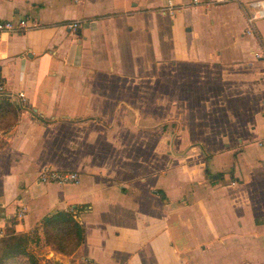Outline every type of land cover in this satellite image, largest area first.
Segmentation results:
<instances>
[{
  "label": "crops",
  "instance_id": "obj_1",
  "mask_svg": "<svg viewBox=\"0 0 264 264\" xmlns=\"http://www.w3.org/2000/svg\"><path fill=\"white\" fill-rule=\"evenodd\" d=\"M190 1L0 0L28 25L0 37V249L17 233L40 264H264V17ZM61 210L69 254L43 228Z\"/></svg>",
  "mask_w": 264,
  "mask_h": 264
},
{
  "label": "trees",
  "instance_id": "obj_2",
  "mask_svg": "<svg viewBox=\"0 0 264 264\" xmlns=\"http://www.w3.org/2000/svg\"><path fill=\"white\" fill-rule=\"evenodd\" d=\"M43 225L45 231L44 233L47 235L46 239L48 240V238H52V241L56 244H58L57 241L60 243V241L58 240L60 238V233L66 228L70 229L73 232L74 241L71 244L70 248L63 249L60 248V246L57 248L62 253H71L82 240V235L79 231V227L68 212L61 210L46 216ZM28 239L29 237L27 235L17 233H12L9 238L3 239L0 249V260H3L5 257L7 258L6 260H14V257L22 255L23 257L20 259L22 263L38 264L35 256L29 252H26L25 247ZM8 264H14V262H9Z\"/></svg>",
  "mask_w": 264,
  "mask_h": 264
},
{
  "label": "built area",
  "instance_id": "obj_3",
  "mask_svg": "<svg viewBox=\"0 0 264 264\" xmlns=\"http://www.w3.org/2000/svg\"><path fill=\"white\" fill-rule=\"evenodd\" d=\"M78 1V0H75ZM229 0H191L189 2V5H195V4H211V3H220V2H227ZM250 7L254 8L255 11H247V22L250 26V29L252 28V24L254 21L258 18L264 17V0H254L250 2ZM79 24L77 22H73L69 24L68 26L70 28H76ZM27 22L24 19H19L16 21L13 20H1L0 19V37L5 33H16L23 31L27 27ZM2 98H8L9 100H12V97L6 92L4 86L0 84V99ZM24 99V94L22 92L18 93V99ZM261 107L262 111L264 113V96L261 100ZM39 181L41 182H56L60 184H73L77 183L79 181V174L75 171H58V170H52L48 167H44L42 171L39 174ZM1 205V204H0ZM24 213V207L22 206L21 209L18 212V216H22Z\"/></svg>",
  "mask_w": 264,
  "mask_h": 264
},
{
  "label": "rangeland",
  "instance_id": "obj_4",
  "mask_svg": "<svg viewBox=\"0 0 264 264\" xmlns=\"http://www.w3.org/2000/svg\"><path fill=\"white\" fill-rule=\"evenodd\" d=\"M45 236H47V235L45 234ZM59 237L60 238L58 240L60 241V243L57 241L58 244L54 243L52 241V238H48V240L46 242H47V244H49L51 247H54V248H58L60 246V248L69 249L70 246H71V244L74 241V234H73V232L70 229L66 228L64 231H62L60 233V236ZM37 259L38 258L36 257V261H37ZM41 259H43V258H40V260ZM38 264H40V263H38ZM43 264H52V263L43 262Z\"/></svg>",
  "mask_w": 264,
  "mask_h": 264
}]
</instances>
